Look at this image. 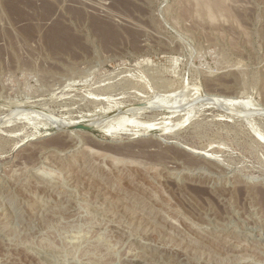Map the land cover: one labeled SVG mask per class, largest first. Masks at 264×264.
<instances>
[{
	"label": "rangeland",
	"instance_id": "obj_1",
	"mask_svg": "<svg viewBox=\"0 0 264 264\" xmlns=\"http://www.w3.org/2000/svg\"><path fill=\"white\" fill-rule=\"evenodd\" d=\"M221 1L0 0V264H264V0Z\"/></svg>",
	"mask_w": 264,
	"mask_h": 264
},
{
	"label": "bare ground",
	"instance_id": "obj_2",
	"mask_svg": "<svg viewBox=\"0 0 264 264\" xmlns=\"http://www.w3.org/2000/svg\"><path fill=\"white\" fill-rule=\"evenodd\" d=\"M194 1H195V0H194ZM197 1H198L199 3H198V2H196V3H198V4H201V3H202V5H204V6H202V5H200V6L204 7V10H206V12L209 14L210 18L212 17L211 20H213V15H214L212 11L218 9V8L215 7V6L218 4L217 6H218L219 8H221V6H219V4L222 3L221 0H220V2L217 1V0H212V1H211V0H208V1H206V2H205V0H204V1L202 0V2H200L201 0H197ZM226 1H227V0H226ZM226 1H225V2H226ZM210 2H211L212 4H211ZM213 2H214V3H213ZM217 2H219V3H217ZM216 3H217V4H216ZM198 4H197V5H198ZM213 4H215L214 7L212 6ZM17 5H18V4H17ZM220 5L223 6V4H220ZM198 6H199V5H198ZM214 8H216V9H214ZM222 8H223V7H222ZM201 9H202V8H201ZM213 9H214V10H213ZM202 10H203V9H202ZM220 10H222V12H223L224 9H219V11H220ZM217 11H218V10H217ZM217 11H215V12L217 13ZM222 12H221V11L218 12V15H219V13L221 14ZM208 14H207V15H208ZM209 16H208V18H209ZM216 16H217V15H216ZM216 16H215L214 18H216ZM65 34H66V32H65ZM66 38H67V37H66ZM73 43H74V42H73ZM228 104H230V103H228ZM231 104H232V103H231ZM147 106H148V105H147ZM241 113H242V112H241ZM241 113H239V111H238V115H239V114L241 115ZM243 114H244V116H245V114L247 115L248 113L245 112V113H243ZM243 114H242V115H243ZM240 115H239V116H240ZM242 115H241V117H242ZM244 116H243V117H244ZM236 117H238V116H236ZM233 118H234V117H233ZM50 122H52V121H50ZM48 124H50V123H47V125H48ZM53 124H55V122H53ZM86 125H89V126H90L91 124H86ZM50 126H51V125H50ZM57 126H58V125H57ZM70 126H72V125H70ZM70 126H69V127H70ZM152 126H153V125H152ZM51 127H52V126H51ZM154 127H155V125H154ZM154 127H149V128L154 129ZM165 128H166V127H165ZM165 128H163V129H165ZM64 129H69V130H70L71 128H64ZM64 129H63V130H64ZM75 130H76V129H75ZM149 130H150V129H148V131H149ZM71 131H72V130H71ZM142 132H143V131H142ZM144 133H145V132H144ZM165 134H166V132L163 134V136H164ZM147 135H148L147 132H146L145 134H141V135L138 134L137 136H135V135L133 134V136H135L134 139H136V138H140V137H144V136H147ZM130 136H131V135H130ZM63 138H64V137H63ZM132 139H133V138H132ZM66 142H67V140H66ZM67 145H68V144H67ZM69 145H71V144H69ZM186 148H187V147H186ZM169 149H170V148H169ZM175 150H176V149H175ZM168 151H169V150H168ZM172 151H173V150H172ZM186 151H188V150H186ZM200 151H201V150H200ZM178 152H180V151H178ZM182 152H184V151H182ZM188 152H190V153H186V152H185V154H184V153H182V154H184V155L186 156V158L189 159L190 161H193V159L196 158L197 156H201V157H200L201 159L208 160V161L214 159V158H213V159L210 158L211 156L209 157L208 155H205V154H206L205 152H207V151H205V152H199V151H197V150L191 149V150H189ZM209 155H210V154H209ZM212 156H213V155H212ZM197 159H198V158H197ZM206 162H207V161H206ZM184 163H185V162H184ZM187 163H188V162H187ZM208 163H209V162H208ZM196 164H198V162H197ZM196 164H195V165H196ZM179 165H180V164H179ZM185 165H186V164H185ZM196 166H197V165H196ZM206 166H207V165H206ZM167 167H168V166H167ZM179 188H180V187H179ZM256 191H257V190H256ZM263 191H264V190H263ZM256 197H257V196H256ZM263 198H264V194H263ZM260 202H261V201H260ZM237 247H238V246H237Z\"/></svg>",
	"mask_w": 264,
	"mask_h": 264
},
{
	"label": "water",
	"instance_id": "obj_3",
	"mask_svg": "<svg viewBox=\"0 0 264 264\" xmlns=\"http://www.w3.org/2000/svg\"><path fill=\"white\" fill-rule=\"evenodd\" d=\"M77 129L91 131V130H94V126H92V125H90V126L89 125H81Z\"/></svg>",
	"mask_w": 264,
	"mask_h": 264
}]
</instances>
